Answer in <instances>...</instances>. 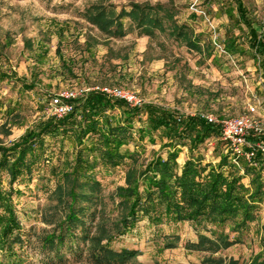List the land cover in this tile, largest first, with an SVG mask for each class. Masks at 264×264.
<instances>
[{
    "label": "trees",
    "instance_id": "obj_1",
    "mask_svg": "<svg viewBox=\"0 0 264 264\" xmlns=\"http://www.w3.org/2000/svg\"><path fill=\"white\" fill-rule=\"evenodd\" d=\"M222 1L229 4V13L234 9L237 23L246 28L242 31L246 49L228 30L223 50L229 56L249 54L264 78V17L263 22L252 20L242 0ZM90 11L89 22L113 36H122L123 20H129L140 34L152 37L156 31L164 32L166 21L173 16L161 6L148 5H131L118 13L111 5H97ZM169 26L170 36L183 42L188 50L204 53L192 29L184 24ZM205 54L210 56L212 52ZM4 81L15 83L0 72V83ZM0 114L15 115L1 97ZM156 132L166 140L161 141L165 157L154 153L141 161L143 140L153 143ZM219 138V128L200 115H183L154 104L129 108L123 101L94 92L75 100L71 113L60 119L50 116L26 131L18 142L0 146V264H25L31 240L43 253V260L48 257L49 261H60L63 252L74 255L82 244L95 264H128L139 252L115 251L110 245L143 220L155 228L189 223L196 241L186 242L184 249L203 253L199 264H224L215 254L240 242L264 202V152L255 147L250 162L236 158L235 164L226 143ZM211 139L219 140L214 141L215 163L205 161L199 153V148ZM64 143L71 145L70 151L64 149ZM251 143L264 148V134L251 138ZM130 144L135 147L132 151L124 149ZM182 147L188 153L180 165L176 159ZM119 166L126 168L124 186L112 193L117 213L111 221L101 213L103 190L96 171ZM244 178L248 179L247 185ZM34 179L54 182L48 194L53 213L40 215L42 222L51 225L49 230L30 235L22 228L16 199L22 194L19 185L27 188ZM226 226L228 233L224 232ZM261 232L264 249V225ZM160 238L159 253L176 248L179 242L175 234ZM251 264H264V258H256Z\"/></svg>",
    "mask_w": 264,
    "mask_h": 264
},
{
    "label": "rangeland",
    "instance_id": "obj_2",
    "mask_svg": "<svg viewBox=\"0 0 264 264\" xmlns=\"http://www.w3.org/2000/svg\"><path fill=\"white\" fill-rule=\"evenodd\" d=\"M242 1L249 14L262 21L264 0ZM97 5H111L116 13L131 5L161 6L173 16L166 21L165 31H156L152 37L140 34L129 20H123L124 34L113 36L89 22L91 7ZM171 23L192 29L194 36H199L204 53L190 51L170 36ZM228 29L242 38L235 12L229 13V5H222L220 0H0V72L15 82L0 83L5 107L10 104L15 110L13 116L0 114V146L18 142L26 131L50 117V97L59 91L85 92L97 86L121 87L133 92L143 104L183 115L237 117L252 105L257 119L264 120V82L249 54L225 53L223 37ZM207 51L212 54L206 55ZM22 84L33 88L26 90ZM153 141L143 140V150H139L141 161L154 153L165 157L166 148L162 149L161 141L166 140L156 132ZM214 141L219 140H208L199 148L204 160L213 163L217 160ZM63 145L65 150H71V145ZM134 148L130 144L124 149ZM187 153L186 147L179 149L178 164L185 161ZM52 162L56 163L55 158ZM125 170L119 166L96 171L103 190L101 213L111 221L117 213L112 193L116 187L124 186ZM243 183L247 185L248 179L244 178ZM53 187V181L37 179L27 188L18 187L22 192L16 199L18 216L23 230L30 235L43 234L51 228L41 221L40 215L47 217L53 213V203L48 198ZM263 225L264 202L256 220L240 236V242L215 256L221 257L224 264H251L256 258H264L260 242ZM224 232H229L228 226ZM163 234L178 235L179 242L176 248L159 253L157 245ZM188 241H196L189 223L155 228L143 220L110 246L115 251L137 250L139 254L128 264H199L204 254L186 251L184 244ZM30 243L25 264H95L82 244L74 255L65 251L62 260L49 261L48 257L42 259L43 253L34 240Z\"/></svg>",
    "mask_w": 264,
    "mask_h": 264
},
{
    "label": "built area",
    "instance_id": "obj_3",
    "mask_svg": "<svg viewBox=\"0 0 264 264\" xmlns=\"http://www.w3.org/2000/svg\"><path fill=\"white\" fill-rule=\"evenodd\" d=\"M100 93L107 99L123 101L129 108H139L143 102L131 91L116 86H97L90 91L66 90L59 91L49 100L50 115L56 119L69 114L73 110V102L84 98L88 93ZM207 123L216 125L220 132V141L226 143L230 150L233 162L236 164V158H244L250 162L254 156V149L262 148L258 144H252L251 138L264 134V120L257 119L256 108L248 106L245 114L237 117L219 118L214 115H200Z\"/></svg>",
    "mask_w": 264,
    "mask_h": 264
},
{
    "label": "crops",
    "instance_id": "obj_4",
    "mask_svg": "<svg viewBox=\"0 0 264 264\" xmlns=\"http://www.w3.org/2000/svg\"><path fill=\"white\" fill-rule=\"evenodd\" d=\"M221 2H222V5H224L225 3L222 1V0H220ZM243 2V1H242ZM244 4V3H243ZM226 5H229V4H226ZM245 6V5H244ZM230 7V6H229ZM233 7V6H232ZM247 9V8H246ZM233 11H234V9H233ZM235 12V11H234ZM247 12H248V10H247ZM235 15H236V13H235ZM248 15L252 18V20H255L250 14H249V12H248ZM264 17V16H263ZM236 19H237V15H236ZM255 21H258V20H255ZM258 22H263V19H262V21H258ZM238 24V23H237ZM238 26H239V30H240V32H241V35H242V38L240 37V36H238V35H235V36H237L238 38H240V40L242 41V42H244L245 43V39H244V35H243V32L242 31H245L246 30V28L243 26V25H240V24H238ZM244 28V29H243ZM228 30H230V29H228ZM228 30H226V31H228ZM225 31V32H226ZM232 31V30H231ZM225 32H224V34H225ZM233 32V31H232ZM224 38V37H223ZM253 60V59H252ZM254 62V61H253ZM256 66H257V64H256ZM257 70H258V68H257ZM259 71V70H258ZM259 75H260V72H259ZM260 77H261V79H262V81L264 82V78L260 75ZM263 86H264V83H263Z\"/></svg>",
    "mask_w": 264,
    "mask_h": 264
}]
</instances>
